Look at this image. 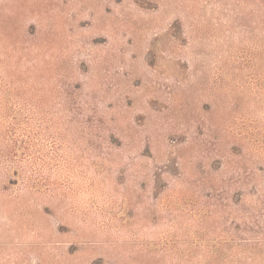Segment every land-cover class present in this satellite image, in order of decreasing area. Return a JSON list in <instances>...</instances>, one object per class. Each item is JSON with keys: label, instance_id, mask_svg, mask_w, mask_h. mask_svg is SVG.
Wrapping results in <instances>:
<instances>
[{"label": "rangeland", "instance_id": "obj_1", "mask_svg": "<svg viewBox=\"0 0 264 264\" xmlns=\"http://www.w3.org/2000/svg\"><path fill=\"white\" fill-rule=\"evenodd\" d=\"M0 264H264V0H0Z\"/></svg>", "mask_w": 264, "mask_h": 264}]
</instances>
